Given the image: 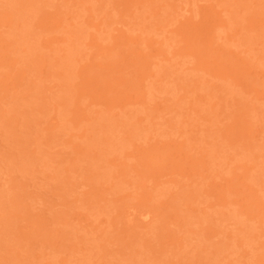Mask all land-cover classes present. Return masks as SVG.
Listing matches in <instances>:
<instances>
[{
    "label": "rangeland",
    "instance_id": "obj_1",
    "mask_svg": "<svg viewBox=\"0 0 264 264\" xmlns=\"http://www.w3.org/2000/svg\"><path fill=\"white\" fill-rule=\"evenodd\" d=\"M0 264H264V0H0Z\"/></svg>",
    "mask_w": 264,
    "mask_h": 264
}]
</instances>
